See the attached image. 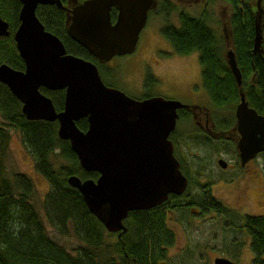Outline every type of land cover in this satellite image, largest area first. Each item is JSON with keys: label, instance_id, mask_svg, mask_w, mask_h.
Instances as JSON below:
<instances>
[{"label": "water", "instance_id": "obj_1", "mask_svg": "<svg viewBox=\"0 0 264 264\" xmlns=\"http://www.w3.org/2000/svg\"><path fill=\"white\" fill-rule=\"evenodd\" d=\"M19 1V24L13 38L24 69L0 63V82L21 102L26 119L57 121L58 137L69 141L79 165L98 174L95 179L70 174L68 184L80 192L88 210L107 231L120 235L126 230L124 220L130 211L154 207L169 194L185 191L187 178L173 154L169 134L175 128L177 109L187 104L161 95L136 98L105 84L94 62L67 52L61 39L37 17L38 4L61 6L60 0ZM117 2L86 0L73 8L66 26L72 40L105 63L134 51L151 0L119 3L120 15L112 24L109 8ZM9 32V23L0 16V37ZM223 35L227 40L226 27ZM262 40L256 24L254 52H264ZM225 57L241 85L234 51L228 48ZM41 87L64 90L61 110H56ZM235 116L240 134L237 149L244 164L264 150V116L249 106L243 92ZM82 118L87 120L85 130L76 123ZM214 264L235 263L216 257Z\"/></svg>", "mask_w": 264, "mask_h": 264}, {"label": "trees", "instance_id": "obj_2", "mask_svg": "<svg viewBox=\"0 0 264 264\" xmlns=\"http://www.w3.org/2000/svg\"><path fill=\"white\" fill-rule=\"evenodd\" d=\"M224 1L232 8L228 47L223 32L211 23L208 10L197 14L180 12L178 24L165 25L162 34L175 52L198 53L201 81L213 102L233 106L243 92L249 106L264 116V52L253 51L256 24L261 28L264 49V0L259 12L252 9V0ZM20 6L19 0H0V16L9 23L10 31L7 36L0 37V63H7L16 69H24L13 38L19 24ZM36 12L45 28L61 39L67 52L96 63L105 84L117 87L116 68L111 70L100 66L83 46L67 35L62 10L41 5ZM219 23L217 20L216 24ZM230 47L244 78L253 75L248 83L243 80L241 86L237 85L227 65L225 53ZM146 81L148 86L154 82L150 76ZM40 90L52 99L57 111L63 108V89L41 87ZM0 116V264L163 263L166 249L175 239L174 232L165 222V207L169 202H173L175 207L180 206L177 195L154 207L130 211L124 220L126 230L120 235L109 232L88 210L80 192L67 182L70 174L83 179H95L98 174L79 165L69 141L58 137L57 121L26 119L21 111V102L1 82ZM76 123L82 130L87 128L85 118ZM10 128L18 131L35 168L48 181L49 187L42 201L45 220L60 234L72 233L79 242L75 247L69 249L48 234L32 200V178L23 172H15L10 177L5 175L1 157L8 146ZM55 152L64 160L57 167L51 161ZM209 198L207 205L219 207L215 199ZM14 225L19 226L18 231ZM241 227L250 235L252 263L264 264V214L245 215Z\"/></svg>", "mask_w": 264, "mask_h": 264}, {"label": "rangeland", "instance_id": "obj_3", "mask_svg": "<svg viewBox=\"0 0 264 264\" xmlns=\"http://www.w3.org/2000/svg\"><path fill=\"white\" fill-rule=\"evenodd\" d=\"M221 3L222 0H212L207 5V9L212 10L209 13L210 21L219 32L222 28L216 24V21H220L228 13L226 6ZM204 6L203 2L194 5L192 12L200 13ZM156 29L160 28L147 27V34L137 42L133 52L114 56L107 66L111 70L116 68L115 83L118 84V88L130 96L139 98L148 94L180 98L175 92L178 86L183 87L196 78H198L197 82H200L201 65L198 53L194 51L180 54L173 51L169 41ZM159 48L171 49L173 54H163L158 51L161 55L159 56L156 54ZM149 69L155 77L159 78V82L148 86L146 74L150 72ZM142 70L143 75L146 71L143 78H141ZM0 121H2L1 116ZM196 147L191 146L192 149ZM1 159L6 176L10 177L15 172H23L32 178L34 183L32 200L45 222L48 234L69 249L75 247L79 242L72 233L60 234L45 220L42 201L49 187L48 181L37 171L33 158L24 147L18 131L12 128H10L7 149ZM51 161L55 167L64 162L56 152L51 156ZM255 162L259 168L256 169V180L248 181V183L244 180L242 182L248 187L249 197L238 196L242 192L239 188H235L230 192L226 191L228 193L227 204L236 207L241 212L262 214L264 213V152L257 156ZM214 194L219 199L223 195L220 188L214 189ZM235 199L237 203L234 202ZM178 207L168 212L165 217L166 225L174 232L175 239L174 243L166 249V259L162 264H214V258L219 256L230 258L236 264H253L250 237L245 236V232L240 227L241 218H232L230 213L195 214ZM240 211L235 213L240 215ZM232 242L237 244L232 245Z\"/></svg>", "mask_w": 264, "mask_h": 264}, {"label": "flooded vegetation", "instance_id": "obj_4", "mask_svg": "<svg viewBox=\"0 0 264 264\" xmlns=\"http://www.w3.org/2000/svg\"><path fill=\"white\" fill-rule=\"evenodd\" d=\"M60 1L61 6H58L56 3L38 4L36 11L41 5L55 6L63 11L65 16V25L67 26L70 21L73 8L86 0ZM117 1V3L110 5L109 8V19L112 24H115L119 18L121 5L119 3H122L125 0ZM143 1L144 0H135L136 3H142ZM210 1L212 0H151L149 7L146 9L145 22L139 32L138 41L143 39L147 34V27L152 26L153 28H160L159 30L156 29V31L162 33L161 30L165 25L178 24V14L180 12L194 14L192 12L193 6L199 5L201 2H203L205 5L201 11L208 10L207 5ZM221 4L225 5L228 11V13L224 15V18L220 19L219 25L222 28L221 33L223 32V28L226 27L227 33L229 35L231 33L229 22L232 8L224 0H222ZM251 7L255 12H259L262 9V0H252ZM207 12L210 13L212 10H208ZM229 44L230 43L228 40L227 47ZM230 48L232 49V47ZM158 51L163 52V54L172 55L174 50L172 51L171 49L159 48L156 51L157 55H159ZM93 58L95 57L93 56ZM95 59L96 62L100 64V66L103 65V68L110 69L109 66H107L110 64V61L105 63L97 60V58ZM98 70L101 78H103L99 67ZM149 71L150 72L147 74L145 71L143 75L142 70L141 78H143L146 74V78L150 76L154 82H159V78L154 76L155 74L152 72V70L149 69ZM252 76L253 75L244 78L243 72L241 71V85L243 84V80H245L247 83L252 80ZM197 80L198 78L191 80L183 87L178 86V89L175 92L176 95L180 96L181 99L174 97L175 99L187 104V106L177 109L175 128L169 134V139L173 145V154L179 161L181 172L187 178V186L185 191H183L182 194L177 195L178 200L180 199V206L178 208L185 209L188 212H193L195 214L230 213L232 218L241 219L245 215H262L264 213L251 214L247 213L246 211L241 212L236 207L227 204V192H230L235 188H239L242 192L238 194V196H244L245 198L249 197L247 194L248 187L242 182L243 180L246 181V183H248V181L253 182V180H256V169L259 168L255 160L260 153L264 152V150L257 152L244 164L241 162L239 150L237 149V141L240 137V134L236 128L235 116V109L237 103L240 100V94L238 101L233 106L223 104L219 105L212 101L211 97L202 84L201 77L200 82H197ZM191 146L197 147L192 149ZM220 160L225 163L224 166L219 163ZM219 188L220 192L224 195H221L220 199L216 196V194H214V189ZM207 192H209V194ZM206 194H208V196ZM173 195L176 194H169L168 197L170 198ZM203 195H206V198H203ZM209 196L218 202L217 204L219 207H211L207 205L206 202L207 199H210ZM234 202L237 203V200L235 199ZM173 206V202L167 203L165 207L166 216L168 212H172V210L175 208V206ZM236 211H240V215H237L235 213ZM241 229L243 232H245V236L250 237L244 228L241 227ZM231 244L236 245L237 243L232 242ZM227 259L236 264V262L232 259Z\"/></svg>", "mask_w": 264, "mask_h": 264}, {"label": "clouds", "instance_id": "obj_5", "mask_svg": "<svg viewBox=\"0 0 264 264\" xmlns=\"http://www.w3.org/2000/svg\"><path fill=\"white\" fill-rule=\"evenodd\" d=\"M14 227H17V231L19 230V226L14 225Z\"/></svg>", "mask_w": 264, "mask_h": 264}]
</instances>
